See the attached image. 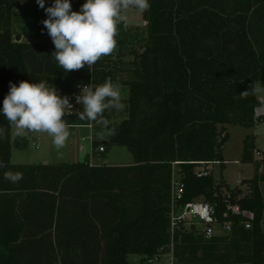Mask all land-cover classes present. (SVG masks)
Returning <instances> with one entry per match:
<instances>
[{
  "label": "trees",
  "instance_id": "16d2710c",
  "mask_svg": "<svg viewBox=\"0 0 264 264\" xmlns=\"http://www.w3.org/2000/svg\"><path fill=\"white\" fill-rule=\"evenodd\" d=\"M83 3H72V10ZM149 3L142 15L145 40L130 47V60H122L126 42L120 40L115 59L108 55L92 69L66 73L44 25L16 36L11 24L18 0H0V106L10 82L46 80L73 105L63 116L68 127H84L90 121L79 118V88L111 79L128 92L127 117L92 149L122 147L133 158L123 167L12 164V144L23 150L28 139H13L15 125L0 116V264H129L130 255L145 262L170 252L174 264H264V174L242 181L249 189L242 196L211 172H196L201 164L224 165L225 125L261 123L255 85L264 86V0ZM255 152V138L245 137L240 163H264V150L258 160ZM172 163L184 186L181 205L201 198L230 232L206 239L192 225L170 233ZM5 172L23 178L12 183ZM235 206L239 214L228 210Z\"/></svg>",
  "mask_w": 264,
  "mask_h": 264
},
{
  "label": "clouds",
  "instance_id": "9594fccd",
  "mask_svg": "<svg viewBox=\"0 0 264 264\" xmlns=\"http://www.w3.org/2000/svg\"><path fill=\"white\" fill-rule=\"evenodd\" d=\"M36 4L47 15L42 24L54 44V59L66 73L85 65L90 69L101 57L113 52L122 9L144 12L150 7L149 0H85L79 11L72 10L71 0H51L48 7H45L46 0H36ZM83 93L77 101L83 106L79 117L82 121H94L107 128L105 111L125 108L120 85L111 79L94 88L84 86ZM68 104L67 97H61L46 80L36 83L23 80L18 85L10 82L0 116L15 125L18 134L25 130L47 133L59 150L65 147L70 136L63 119ZM22 178L21 173H4V179L12 183Z\"/></svg>",
  "mask_w": 264,
  "mask_h": 264
},
{
  "label": "rangeland",
  "instance_id": "374dc122",
  "mask_svg": "<svg viewBox=\"0 0 264 264\" xmlns=\"http://www.w3.org/2000/svg\"><path fill=\"white\" fill-rule=\"evenodd\" d=\"M27 0H23L20 4H18L12 11V24L11 29L12 32L17 36L21 34V32L28 28L31 25H40L42 21L47 18V15L43 9H41L38 5L37 7L31 6L29 3L25 4ZM85 2V0H82ZM73 2V0H71ZM51 0H46L45 7L50 6ZM133 21L135 18H130ZM141 19V18H140ZM138 19V21H140ZM121 23L117 25V34H116V41H124L126 42L125 45L121 46V57L122 60L127 61L132 58L128 54L130 47L137 48L141 44L144 43L145 40V32L144 27L138 29H124L126 27L120 28ZM24 42H36L38 40L23 38ZM117 44L115 49L110 54L109 58L115 59L117 56ZM257 91L259 96L264 95V87L261 85H257ZM121 95L122 98H128V92L125 88H121ZM126 106L121 111H116L110 109L107 114L106 118L109 121V125L107 128L97 124L96 122L93 123V128L95 125V130L99 132L97 134V139L106 141L105 134L109 129L113 128L119 122H121L124 117L126 118L125 114ZM11 135L14 139L15 135H20L21 137H26L27 147L25 149H18L13 144L11 147V154L12 164H21V165H32V164H41V163H49L52 165V161H66V145L64 148L57 150L52 144V138L43 132H28L24 131L18 134L16 127L12 128ZM221 129V127H219ZM225 132L229 135L228 141L224 144L222 154L224 165L221 166L220 164L211 165L213 167L212 174L214 178L219 179L220 177L229 185L230 188L239 187L242 192V196L249 193L248 187L246 185L241 186L242 181L251 180L255 173H263L264 174V163L261 164H243L240 163V157L242 154L243 148V140L247 136H256L255 139V148L259 150V152L254 153V158L259 159L257 153H261L264 150V125L261 126L259 130L255 127L245 128L241 126L235 125H225ZM85 129L81 130L84 132ZM88 142V141H86ZM37 147V148H36ZM95 162H103L107 165H129L133 163V158L131 154L122 147H113L111 149H107L103 154H96L93 158ZM207 167V166H206ZM199 168H205V166H200ZM198 168V169H199ZM196 169V172L198 171ZM174 170L177 172L179 171L178 166L174 167ZM260 191L264 198V183L259 185ZM168 259V257H165ZM142 257L138 255H130L128 257L129 264H145L144 261H141ZM164 264H168V260L164 262ZM235 264H249V263H235Z\"/></svg>",
  "mask_w": 264,
  "mask_h": 264
},
{
  "label": "built area",
  "instance_id": "2783aa9c",
  "mask_svg": "<svg viewBox=\"0 0 264 264\" xmlns=\"http://www.w3.org/2000/svg\"><path fill=\"white\" fill-rule=\"evenodd\" d=\"M121 26L126 27L127 26V19L126 16L122 13L121 10ZM46 39V36L43 37ZM114 54V53H112ZM107 57V56H103ZM92 69V67L90 68ZM89 87H93V82L90 80L89 84H87ZM84 85V86H87ZM81 86L79 88V92L83 93V87ZM72 104H69L66 107V111L69 112L72 108ZM260 115L256 113L255 111V117H259ZM88 128H91V121L90 124L87 126ZM99 152H104L103 148H99ZM257 156H259V159L261 158V154L257 153ZM173 171H172V181H171V192H170V211H169V222H170V233L172 234L176 228H179L180 226L189 227L192 225H197L201 227L202 234L204 238L210 239L214 236L230 232V225L229 224H221L218 222L216 218V212L215 209L203 201L201 198L195 199L192 202H189L185 205H181V201L183 199V193H184V186L180 182L177 172L174 170V167L176 166L175 163H172ZM200 166H204L201 164ZM209 169L205 168H199L197 171V176H206L208 175ZM232 213L239 214V208L237 206L235 207H229L228 209ZM227 213H224V217H226ZM243 216H245L248 219H252V215L249 213H242ZM250 227L249 223L245 224V228L248 229ZM165 257H168L165 258ZM168 260V264H174L175 260L173 258L172 252L162 256V255H156L153 258L147 259L145 261V264H164V262Z\"/></svg>",
  "mask_w": 264,
  "mask_h": 264
},
{
  "label": "crops",
  "instance_id": "0c3cea01",
  "mask_svg": "<svg viewBox=\"0 0 264 264\" xmlns=\"http://www.w3.org/2000/svg\"><path fill=\"white\" fill-rule=\"evenodd\" d=\"M77 1L78 0H73L74 3L77 2ZM82 2H84V1H82ZM28 3L31 6H33V7H37L36 6L37 5L36 4V0H27L25 2V4H28ZM18 4H20V0H18ZM122 13L126 16V19H127V27L124 28V29H127V28L128 29H132V28L138 29V28H142V27L146 26V22L142 18L143 12H140L139 10H137L135 8H128V9H122ZM130 18H135V19L133 21H131ZM138 19H140V21H138ZM21 41H24L23 38L21 39ZM257 85H261V83H257L255 85L257 99H258V101L261 104L256 109V113L259 114L260 118H261V123L258 124L255 127L257 130H259L261 128V126L264 125V95L259 96L258 91H257ZM262 87H264V86L262 85ZM125 100H126L125 97H123L122 98L123 103H124ZM125 114H126V112H125ZM126 117H127V114H126ZM124 119H126V118L124 117ZM92 122L93 121H91V128H88L87 126H84V127L83 126L82 127H68L69 131H70V136H69V138H68V140L66 142V161H57V160L54 161L53 160L52 161V165H57V164H78V163H83V162L86 161V163H88V166L90 168L100 167V166L123 167L121 165H107V164H105L103 162L99 163V162H95L93 160V158H94V156L96 154H103L105 152H99V148L92 149V143L93 142L103 141V140L97 139V134L99 132H97L95 130V125H94V128H93V123ZM83 129H85V131L81 132V130H83ZM12 130L13 129H11V132H12ZM108 133H109V131H107V133L105 134L106 140H107ZM11 137H12V135H11ZM15 137H21V136L20 135H15ZM253 137L256 139L255 135ZM21 138H26V137H21ZM86 141H88V142H86ZM86 157H88L87 160H86ZM11 159H12V154H11ZM11 159H10V162H11ZM41 164L42 165H49V163H41ZM132 164H129V165H132ZM216 164H218V163H216ZM129 165H124V166H129ZM211 165L213 166L215 164H211ZM211 165H208L206 168L209 169V172L212 173L213 167ZM260 174H263V173H260ZM246 187H247V185H246ZM261 227H262V230L264 232V215H263V221H262ZM91 244H94V242L91 243Z\"/></svg>",
  "mask_w": 264,
  "mask_h": 264
},
{
  "label": "water",
  "instance_id": "95a60500",
  "mask_svg": "<svg viewBox=\"0 0 264 264\" xmlns=\"http://www.w3.org/2000/svg\"><path fill=\"white\" fill-rule=\"evenodd\" d=\"M74 3V2H73Z\"/></svg>",
  "mask_w": 264,
  "mask_h": 264
}]
</instances>
